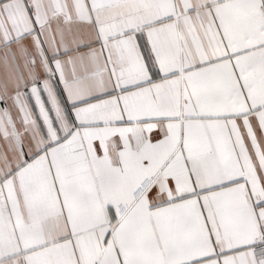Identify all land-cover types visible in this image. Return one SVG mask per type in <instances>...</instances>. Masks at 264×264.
I'll return each instance as SVG.
<instances>
[{"label":"snow or ice","instance_id":"6c2138e0","mask_svg":"<svg viewBox=\"0 0 264 264\" xmlns=\"http://www.w3.org/2000/svg\"><path fill=\"white\" fill-rule=\"evenodd\" d=\"M0 264H264V0H0Z\"/></svg>","mask_w":264,"mask_h":264}]
</instances>
